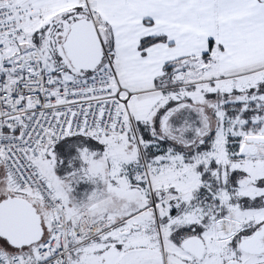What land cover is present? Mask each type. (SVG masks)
Instances as JSON below:
<instances>
[{
    "label": "snow or ice",
    "instance_id": "obj_1",
    "mask_svg": "<svg viewBox=\"0 0 264 264\" xmlns=\"http://www.w3.org/2000/svg\"><path fill=\"white\" fill-rule=\"evenodd\" d=\"M0 264H264V0H0Z\"/></svg>",
    "mask_w": 264,
    "mask_h": 264
}]
</instances>
